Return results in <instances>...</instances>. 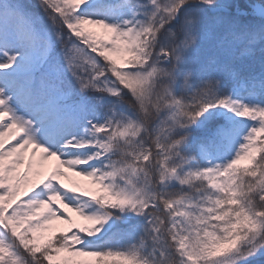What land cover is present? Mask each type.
Instances as JSON below:
<instances>
[{
  "label": "snow or ice",
  "instance_id": "snow-or-ice-1",
  "mask_svg": "<svg viewBox=\"0 0 264 264\" xmlns=\"http://www.w3.org/2000/svg\"><path fill=\"white\" fill-rule=\"evenodd\" d=\"M0 264H264V0H0Z\"/></svg>",
  "mask_w": 264,
  "mask_h": 264
}]
</instances>
